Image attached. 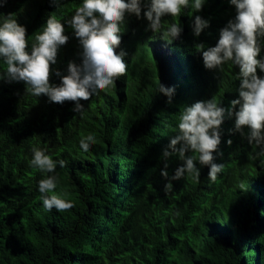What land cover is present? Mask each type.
Wrapping results in <instances>:
<instances>
[{
	"label": "trees",
	"instance_id": "trees-1",
	"mask_svg": "<svg viewBox=\"0 0 264 264\" xmlns=\"http://www.w3.org/2000/svg\"><path fill=\"white\" fill-rule=\"evenodd\" d=\"M82 3L0 0V25L14 14L27 28L30 53L51 15L65 23ZM188 12L163 18L165 28L183 27L171 43L146 18L126 16L117 51L127 54V75L81 101L82 112L73 111L74 102L32 95L22 81L0 80V264H264V152L235 131V116L226 115L221 126L214 162L224 171L217 182L209 180V166L197 162L199 179L186 176L172 181L168 195L164 191L163 151L184 108L215 97L227 109L239 98V68L228 62L223 72L208 70L196 49L217 44L234 6L206 0L201 12ZM195 15L210 21L199 37ZM65 34L70 39L52 66L56 85L55 70L67 75L70 61L82 62L79 40L66 23ZM6 68L0 57V74ZM161 84L175 88L171 104ZM89 134L96 143L85 152L79 141ZM33 146L66 161L57 165L55 194L74 204L70 210H45L38 190L45 174L30 166ZM167 163L171 176L183 162L172 157Z\"/></svg>",
	"mask_w": 264,
	"mask_h": 264
},
{
	"label": "clouds",
	"instance_id": "clouds-1",
	"mask_svg": "<svg viewBox=\"0 0 264 264\" xmlns=\"http://www.w3.org/2000/svg\"><path fill=\"white\" fill-rule=\"evenodd\" d=\"M3 2L6 4L7 0ZM205 3L206 0H191V3L190 0H150L145 5L144 0H83L75 14L65 22L79 40L82 62L70 61L67 75L55 70V75L61 78L59 85L51 83L52 66L57 63L59 49L70 39L65 34V23L51 15L43 31L35 36L36 42L31 45L29 53L27 28L9 13L0 25V57L7 65L6 71L0 74V80L8 83L22 81L26 91L32 95L47 96L49 102L61 105L66 101L74 102L73 111L82 112L85 106L81 101H89L101 91L108 92L120 77L127 75L128 65L124 58L127 54L117 51L126 16L146 18L149 28L154 33L164 29L162 35L171 43L181 36L183 27L172 23L165 28L163 18L181 16L182 11L189 8L191 12L188 15L192 16L193 12H201ZM229 3L234 6L236 14L220 29L217 44L205 50V45L201 43L196 45V49L202 53L204 67L208 70L223 72V66L228 62L239 68V98L233 99L227 109L221 106L222 103L218 104L215 97L184 108L178 132L162 156L165 163L160 174L168 181L164 185L167 195L173 190L172 181L185 179L186 176L199 179L201 171L197 162L201 166H209L208 178L212 183L217 182L218 174L224 171V164L214 162V153L219 150L221 126L226 115L235 116V131L244 136L250 145L264 152V78L258 74V69L264 72V58H260L264 49V0H229ZM192 27L194 35L199 37L210 27V21L195 15ZM159 92L168 97L169 104L172 103L174 87L161 84ZM95 143L96 137L92 134L82 136L79 141L85 152ZM227 143L231 145L232 141ZM46 151L33 146L30 166L45 174L38 185L45 210L56 209L63 213L74 207L72 202L55 194L59 182L57 165L63 168L66 161L54 160ZM172 157H178L183 163L170 176L167 161ZM174 215L179 216V210Z\"/></svg>",
	"mask_w": 264,
	"mask_h": 264
}]
</instances>
